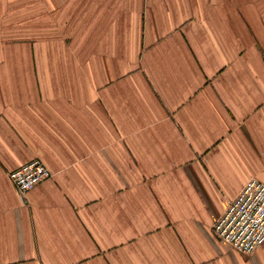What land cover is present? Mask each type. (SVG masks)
Returning <instances> with one entry per match:
<instances>
[{"label":"crops","instance_id":"0c3cea01","mask_svg":"<svg viewBox=\"0 0 264 264\" xmlns=\"http://www.w3.org/2000/svg\"><path fill=\"white\" fill-rule=\"evenodd\" d=\"M250 178L264 0H0V264H264L213 231Z\"/></svg>","mask_w":264,"mask_h":264},{"label":"built area","instance_id":"2783aa9c","mask_svg":"<svg viewBox=\"0 0 264 264\" xmlns=\"http://www.w3.org/2000/svg\"><path fill=\"white\" fill-rule=\"evenodd\" d=\"M51 175L50 168L39 157L9 173L22 195ZM213 231L220 240L244 254H250L264 244V182L257 178L248 179L228 202L225 212L214 223Z\"/></svg>","mask_w":264,"mask_h":264}]
</instances>
